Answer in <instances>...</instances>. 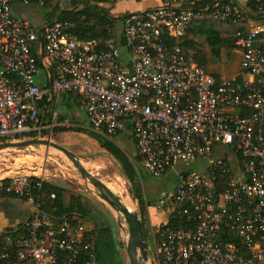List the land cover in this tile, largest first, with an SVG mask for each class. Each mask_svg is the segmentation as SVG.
Here are the masks:
<instances>
[{
    "label": "built area",
    "instance_id": "2783aa9c",
    "mask_svg": "<svg viewBox=\"0 0 264 264\" xmlns=\"http://www.w3.org/2000/svg\"><path fill=\"white\" fill-rule=\"evenodd\" d=\"M54 1L0 0V142L68 126L55 112L36 123L40 103L77 94L93 131L109 139L129 132L138 174V165L154 178L176 173L150 203L166 213L150 225L155 264H264V25L234 0H161L123 12L119 35L104 38H79L73 20L34 24L13 13ZM119 1L127 0L98 4ZM194 20L238 26L239 83L217 79L179 45ZM190 163L203 167H182ZM49 180L45 165L0 179V196L34 206L0 229V264H99L93 226L79 212L43 209Z\"/></svg>",
    "mask_w": 264,
    "mask_h": 264
},
{
    "label": "rangeland",
    "instance_id": "374dc122",
    "mask_svg": "<svg viewBox=\"0 0 264 264\" xmlns=\"http://www.w3.org/2000/svg\"><path fill=\"white\" fill-rule=\"evenodd\" d=\"M59 3L64 9L72 10L83 7L82 4L78 3L72 8L71 0H55L51 5H59ZM138 5L140 4L128 0L116 4L104 3L102 6H107V8L112 11L109 12L113 16L118 17L121 16V14H119L120 11L131 10L137 8ZM48 8L49 7L16 6L13 8V13L26 16L35 24L40 22L41 19L42 21L45 19L44 15ZM192 23L199 25L197 20H194ZM120 29V21L115 22L113 32L116 36L119 35ZM196 38H198L196 47L208 55L209 51L201 48L202 45L203 48H205L203 36L198 33ZM211 63L213 66L217 67L219 64L221 66V63L224 62L219 61L215 56H211L210 64ZM206 68L211 71L209 66ZM226 70H229V65L226 67ZM48 107L49 111L45 113L42 119L43 124H48L53 116V112H55L58 121L67 119L69 125H55L52 128L47 126L39 133L34 134V136L51 139L72 151L77 158H79V161L86 170L100 179L125 205L127 202H130L133 210L136 211L139 218H141L138 201L133 194L132 182L125 176L121 163L107 150L102 148L98 141L89 134V132L93 130L90 127L86 113L80 107L77 99L71 107H67L61 100L60 95L57 99V103H49ZM119 134H121V136L117 137ZM117 135L112 137V140L120 146L129 160L134 161L135 150L132 141H130L131 137L129 132L123 130ZM42 165H45L47 168L48 178L55 184L61 185L66 189L65 195L67 199H70L71 196H80L81 200L89 203L92 212L86 215L88 218H85L87 224L93 226L90 218L92 219L96 216L104 223L105 227H110V233L107 235L111 244L110 250L114 254L116 261H120V264H128L126 244L129 235L125 218L120 215L117 217L107 202L97 194V189L88 180L81 177L78 169L65 153L57 148L52 146L47 147L43 144L30 145L24 148L8 147L0 150V179L18 174L39 173ZM138 167L139 174L135 172V179L141 187L143 196L149 203L154 200L159 191L171 189L173 187L176 178L174 170L169 171L160 178H154L147 174L140 165H138ZM182 167H186L188 170H197L199 167L202 168L203 164L190 163ZM160 214H158V217L160 215L161 219L166 218V213L164 211L160 210ZM145 240L148 249V259L146 263L155 264L153 260L154 252L152 238H146ZM103 251L105 252V250Z\"/></svg>",
    "mask_w": 264,
    "mask_h": 264
},
{
    "label": "trees",
    "instance_id": "16d2710c",
    "mask_svg": "<svg viewBox=\"0 0 264 264\" xmlns=\"http://www.w3.org/2000/svg\"><path fill=\"white\" fill-rule=\"evenodd\" d=\"M212 0H201L197 2L196 5H204L211 2ZM72 8L78 3L82 4L83 7L80 9H64L60 5L55 4L49 6V10L46 12L48 20L54 19L58 16L59 19H69L76 22L75 33L79 38H104L111 35H115L113 32V26L115 22L121 21V16H113L109 11H111L107 6L99 5L100 0H71ZM247 7L249 8V15L252 17H258L264 13V0H247ZM261 7L262 10L258 8ZM109 9V10H108ZM112 12V11H111ZM114 14V13H113ZM115 15V14H114ZM237 25L227 24L221 21L204 20L198 25V32L203 36L205 44L209 48V52L212 56L218 58L221 62H229L233 57V33L237 29ZM244 27V26H243ZM194 28L192 25L184 36H182L178 43L183 48L185 52L189 49L196 50L199 52L200 49H197V44L193 36H189V33ZM193 59L201 63L205 68L206 59L204 54L201 56L194 53L192 56ZM207 69V68H206ZM211 72V71H210ZM212 74L219 79L221 76L212 72ZM235 82H240V78H235ZM61 100L64 102V105L71 107L77 99L79 103V97L77 94L72 92H62ZM49 103L46 98L40 103V106L46 104V107L43 111H40L36 123L42 121L46 112L49 111ZM241 114L246 113V110H242ZM89 134L98 141L100 146L107 150L111 155H113L122 165L125 176L132 182L133 194L138 201L140 208L141 221L143 223V231L146 238L151 237V226L148 220L147 206L150 203L145 199L141 192V187L136 181L135 177V166L131 160L128 159L125 152L120 148V146L114 142L112 139L106 138L95 131H90ZM28 136H34L33 133H29ZM138 174V173H137ZM3 182H6L7 179H3ZM42 190L44 196L42 198V207L46 211L51 213H60V212H79L84 218L88 219L86 215L92 212L88 202L81 200L80 196H71L70 199L66 198V189L58 184L45 181L42 185ZM54 193L55 197L50 198L49 194ZM8 195V194H7ZM93 224V231L95 232V259L99 263L100 253H99V244H103L110 248L111 244L107 238L108 233H110V227H105L104 223L100 219L94 216L90 218ZM178 225L177 223L175 224Z\"/></svg>",
    "mask_w": 264,
    "mask_h": 264
},
{
    "label": "crops",
    "instance_id": "0c3cea01",
    "mask_svg": "<svg viewBox=\"0 0 264 264\" xmlns=\"http://www.w3.org/2000/svg\"><path fill=\"white\" fill-rule=\"evenodd\" d=\"M128 1V0H127ZM132 1L133 3H139L140 5L137 6V8L131 9V10H123L120 11L119 14H122L125 11H132V10H138V9H143L151 6H156L158 5L161 0H129ZM238 2L241 6L247 7V0H234ZM119 2H124V1H119ZM126 2V1H125ZM118 3V2H117ZM60 5V3H59ZM49 10V8H48ZM47 10V11H48ZM45 20L47 19L46 13H45ZM26 17V16H25ZM42 21V19H41ZM252 23H261L264 25V13L258 17H252L251 18ZM194 28L191 30L189 33V36H193L195 40H198L196 38V35H198V25L193 24ZM258 43L264 42V32H262L259 35V38L257 39ZM202 49H207L209 51L208 46L205 44V48H203V45L201 47ZM198 49V48H197ZM196 53L201 56V54H204V58L206 59V65L207 67L209 66L210 70L214 72L215 74H218L221 77L224 78H229V79H234L239 77L240 80L243 78V75L240 73V59H241V53L239 50L235 49L233 50V57L229 61V63H221V66L215 67L212 65L211 62V54L207 55L203 51L196 52V50L189 49L187 50V54L190 56H193V54ZM229 65V70H226V67ZM229 71V72H228ZM229 73V74H228ZM246 77V76H245ZM248 78V77H247ZM121 136V134L117 135V137ZM131 137V136H130ZM132 141V144L134 146V142L132 138L130 139ZM135 150V147H134ZM49 182H52V180H49ZM54 183V182H52ZM34 210L33 203L29 200L18 198L12 195H3L0 196V229L3 228H11L19 223H21L24 219L29 217ZM134 211V210H133ZM147 213H148V220L151 226H156L160 224V222L164 221L165 219L160 218V210L156 209L152 205H149L147 207ZM121 214V213H120ZM158 214L159 217H158ZM121 216L124 218V216L121 214ZM99 253H100V261L99 264H120V261H116L114 254L111 252L110 248H107L103 242L102 244H99ZM105 250V252L103 251Z\"/></svg>",
    "mask_w": 264,
    "mask_h": 264
},
{
    "label": "water",
    "instance_id": "95a60500",
    "mask_svg": "<svg viewBox=\"0 0 264 264\" xmlns=\"http://www.w3.org/2000/svg\"><path fill=\"white\" fill-rule=\"evenodd\" d=\"M43 144L47 147L52 146L61 150L65 155L72 161L74 166L78 169L81 177L88 180L96 189L97 194L109 202L116 210L120 211L127 223L128 241L126 244V253L128 256V264H147L148 249L143 231V223L139 218L136 211H131L129 208L120 200V198L105 186V184L92 175L88 170L83 167L79 158L64 147L63 145L52 141L51 139L41 138L37 136L13 139L0 142V150L8 147L24 148L30 145Z\"/></svg>",
    "mask_w": 264,
    "mask_h": 264
},
{
    "label": "bare ground",
    "instance_id": "6f19581e",
    "mask_svg": "<svg viewBox=\"0 0 264 264\" xmlns=\"http://www.w3.org/2000/svg\"><path fill=\"white\" fill-rule=\"evenodd\" d=\"M104 200V199H103ZM105 201V200H104ZM105 202H107V201H105ZM107 204L111 207V209H112V211L117 215V217H118V215H120L121 216V212L120 211H118V210H116L109 202H107ZM126 206L129 208V210H131V211H133V207H132V204L130 203V202H127L126 203ZM121 213V214H120ZM123 215V214H122Z\"/></svg>",
    "mask_w": 264,
    "mask_h": 264
}]
</instances>
